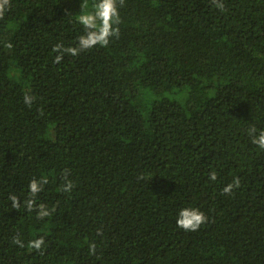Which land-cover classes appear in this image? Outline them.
I'll return each instance as SVG.
<instances>
[{"label": "trees", "instance_id": "trees-1", "mask_svg": "<svg viewBox=\"0 0 264 264\" xmlns=\"http://www.w3.org/2000/svg\"><path fill=\"white\" fill-rule=\"evenodd\" d=\"M222 3L117 0L118 35L57 63L81 0H9L0 264H264V150L248 133L264 130V0ZM33 178L43 219L8 199ZM188 205L206 216L196 231L176 224Z\"/></svg>", "mask_w": 264, "mask_h": 264}, {"label": "clouds", "instance_id": "clouds-1", "mask_svg": "<svg viewBox=\"0 0 264 264\" xmlns=\"http://www.w3.org/2000/svg\"><path fill=\"white\" fill-rule=\"evenodd\" d=\"M218 8L223 9L224 5L222 0H216ZM9 6V0H0V13H3ZM76 22L81 27L82 32L77 37L75 46H70L59 51V54L55 56V61L59 63L65 52L76 56L83 51L93 49L96 46H106L109 44L110 38L118 35V23H119V9L117 7V0H81L80 10L75 17ZM11 47V44L7 45ZM61 46L57 45L56 50H60ZM33 101L31 95L24 96V103L30 105ZM248 133L251 136L252 143L257 145L260 149L264 150V130L257 132V129L253 126L248 129ZM212 180L216 179V174L212 173ZM47 181L44 179H31L27 184V190L29 198L21 201L17 195L12 194L8 197L11 201L13 209H18L21 206L32 211L36 208V215L38 219H43L51 215V210L43 204H36L35 197L41 192L44 184ZM239 185V180L234 179L232 183L227 184L223 191L225 193L230 192L234 186ZM73 185L71 182H66L63 185V191L69 192ZM206 220L204 212L195 206H184L178 209L176 213V224L179 228L186 231H196L199 229L202 223ZM14 243L23 247V241L19 238L14 240ZM45 244L43 236L32 239L28 243V247L35 250H40Z\"/></svg>", "mask_w": 264, "mask_h": 264}]
</instances>
